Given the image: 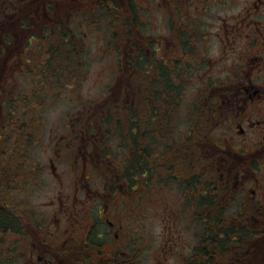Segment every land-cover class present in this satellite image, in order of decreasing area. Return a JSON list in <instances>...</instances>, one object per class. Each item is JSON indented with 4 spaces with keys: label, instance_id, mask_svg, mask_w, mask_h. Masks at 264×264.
<instances>
[{
    "label": "flooded vegetation",
    "instance_id": "1",
    "mask_svg": "<svg viewBox=\"0 0 264 264\" xmlns=\"http://www.w3.org/2000/svg\"><path fill=\"white\" fill-rule=\"evenodd\" d=\"M32 2L31 17H15L8 27L1 20L5 28L0 31V60L5 64L11 63V50L24 31L30 25L36 31L28 36L27 49L11 58L15 66L0 65V114L9 104L23 107L35 101L18 96L30 89L24 88L30 79L54 78V71L42 67L36 72L27 61L21 66L16 59L45 29L60 24L57 18L38 22L37 0ZM240 9L219 27L214 37L219 43L211 42L216 55L206 45L208 36L199 51L194 37L180 36L176 29L172 34L167 23L165 35L152 40L154 47L146 42L145 55L157 56L165 69L173 59L182 63L185 57L191 58L193 69L185 86L181 74H175L170 81L176 94L168 97L165 77L152 91L149 67L142 90L146 116L141 151L130 138L125 152L121 141L116 142L121 148L116 158L106 147L108 134L98 124L90 125L95 129L94 147L87 123L92 116L86 114V106L93 104H82L77 114L59 120L58 134L52 128L45 133L47 120L38 114L0 118V139L16 138L14 146H3L0 140V264H150L151 231L145 220L152 212L177 219L176 264H264V0H244ZM127 52L135 54L133 48ZM122 59L118 70L127 68L128 77L116 78L111 103L130 104L133 113L140 87L134 83L132 63L123 68ZM184 87L190 91L185 99L180 92ZM17 90L20 93L11 94ZM168 117L174 119L173 132H167ZM156 121L157 132L151 128ZM182 122L189 125L183 127ZM69 134L73 138L67 139ZM22 137L30 141L23 145ZM38 141L49 151L47 165L38 157ZM45 171L56 180L52 194L43 205L28 204L45 185ZM141 194L143 211L136 206ZM156 204L158 210L152 211ZM5 213L12 220L7 221ZM170 227L165 232L171 233ZM166 246L159 254L164 258Z\"/></svg>",
    "mask_w": 264,
    "mask_h": 264
},
{
    "label": "rangeland",
    "instance_id": "2",
    "mask_svg": "<svg viewBox=\"0 0 264 264\" xmlns=\"http://www.w3.org/2000/svg\"><path fill=\"white\" fill-rule=\"evenodd\" d=\"M101 1L103 0H53L51 4L52 6H54V9L50 10L52 12L48 10L43 11V19L47 18L49 21L54 18L55 20H57L56 18H58V20H60L61 22L60 25L64 30H70V25L67 21L68 18H74L76 21L74 29H77L78 35H76V38H73L72 46L75 51L85 48L86 50L84 53L80 54L79 57H76L75 62H72V64L69 66L70 71L72 70V68L76 67V76H73L72 74L71 76H69L68 74L64 76L66 78L64 81L67 84L70 83L71 79L72 85L74 87H77L76 90L72 93L71 89L73 87L69 90V86L61 87L60 85L53 83V79L50 77V75L36 77L32 82L31 79L29 81L27 79L28 84H26L24 88H30L29 90L23 91L21 95L18 94L20 93V90H17L16 92L13 91L11 92V94L14 95L17 93L18 96H21L26 100L34 98L35 101L31 103L27 101L26 103H24L23 107H27L25 111L23 110V107L18 106L17 113L16 109L12 107L11 104H9L1 111V120L6 118L7 121L17 115H22L24 116V118H28L30 116L38 114L39 116L45 117V120H47L44 126L46 129L45 133H47V131L52 128L54 133L58 134L57 125L59 120L67 119L68 115L72 117L73 114H77L76 110L78 108H81L80 105L82 104H101L102 102L100 101L106 98L108 92L112 91L113 89L115 90L116 78L124 77L125 79L126 76H128L127 68L125 70H118L120 61L118 51H122L124 47L130 45V40L127 41V38L129 37L128 32H130V35H137L135 38H133L136 44L143 45L145 40L141 42V37H143V39L148 38L149 41H152L162 33L163 35H165V30L163 27L164 24L167 23L166 20L177 19L175 13H172L173 9H179L180 13L185 16L189 14H195V12L192 11L196 9L191 4V0H131L132 3L135 4L134 11H132L131 14L128 10H126V12H128L123 19L125 23L122 25L121 21H116L113 23L114 19L116 18V12H114L112 9L107 8L104 5H101L99 9L100 3L98 4V2ZM115 1H118L120 4H125L126 0ZM243 1L244 0H211L210 2H214V4L210 6L205 5L207 3V0L200 1V4L203 3V5L201 6L204 10V13L200 17V19L203 20L202 28L206 30V33L209 36L206 45L209 47V52H212L211 54L216 55L217 49L213 47L211 42L215 41L216 45L219 43L217 38H214L219 30V27L222 25L223 21L226 22L229 19L235 18L239 15V13L242 11L240 7ZM83 2H85L88 6L86 10L87 14L85 15L87 22L82 20L80 22V15H78L77 13L79 12L77 10L82 7L80 5ZM108 2L110 1L108 0ZM226 2L228 3L226 4ZM59 3H63V7L59 8ZM235 3L239 4L235 6ZM161 8L165 10L162 11ZM69 9L74 11V13L72 12L73 14H71V16L68 15ZM39 10L40 8L38 6V12ZM41 14L38 13V22ZM182 17L184 16H180V18ZM195 19H198V17ZM31 20L32 24L35 23V19ZM40 20L42 21V19ZM48 21H44L43 25H48L50 28L51 25L48 24ZM230 22L231 21H229L228 23ZM127 24L130 25V27H127ZM72 25L74 24L72 23ZM52 29L56 30L55 25L52 27ZM32 30L36 31V27H31L30 25V27L24 31L25 33L23 34L20 43L19 41L15 43L18 44V46H14L15 49L12 48L11 50L12 53L9 55V60L11 63L7 62L5 64V61L0 60V65H6L8 68H10L12 64H14L11 58H13V55L17 52V50H21L23 47L26 48V40L31 34ZM110 30H118L120 32V35H124V38L120 37V40L113 38V34L110 32ZM125 34H128V37L125 36ZM172 34H174V32H172ZM50 36L51 34L48 33L45 39H43L46 44L51 40ZM82 39H84V44L82 42ZM44 45L41 44V41L32 42V45L28 47L26 54L22 55V58L18 56L16 57L17 62H22L21 66H24L23 62L27 61L33 68L36 67V72H39L40 68L44 66V63L41 62L43 58L46 57L45 48L43 47ZM152 47H154L153 43ZM173 65L174 63L172 62V64H170L169 66L171 67ZM76 82L78 85H76ZM11 83L12 82L10 81L8 85H11ZM142 88L143 87H141V90ZM6 90H8V88L5 89V91ZM141 92L142 91H140V93ZM183 93L184 97L185 95L187 97L190 91L187 90ZM1 98L2 96H0V99ZM43 102L44 105H42ZM105 107V103L101 107H94L96 110V115H98L100 112L101 115H104L105 109L106 111H108V107ZM115 107L116 105L112 104V109H114ZM173 107L174 106H172V108ZM86 109L89 111L91 109V105L86 106ZM93 109H91L89 113L87 112L86 114H90ZM134 112L139 113L140 108L136 107ZM52 120L55 121L50 122ZM186 125H189V122H182L183 127H185ZM92 129L95 132L94 127ZM173 129H175L174 123H172V125L170 126L169 132H173ZM94 132L92 133L94 134ZM156 132L153 134V137H157ZM68 138H73V135L69 134L67 139ZM9 140L13 141L14 143L16 142V138H14L12 135ZM22 140L24 141V138H22ZM92 140L94 141L93 145L95 147V134L94 137H92ZM26 141L30 140L26 138ZM44 142L46 143V139ZM44 142L41 143L38 141V143L36 144L37 147H35L38 148L37 152L41 163L47 165L49 151L43 149V146L45 144ZM116 142H120V140L118 138L111 137L107 142L106 147L110 148L115 153L116 158H119L121 148H117L115 146ZM153 146V153L156 155L158 148L156 147V144H153ZM3 152V150L0 151V164L3 163ZM115 162L118 164H122V162L117 160H115ZM43 179V183L45 185L40 187L38 189V192L34 196L30 197L28 204H37L38 206L43 205L44 201L52 194V190H54L55 188V178L49 175L47 171H45ZM155 197L158 200L157 194L155 195ZM170 199L171 198H169L168 200ZM137 200V209L143 211L145 209L143 195L141 194ZM157 205L158 204L150 209H152V211L158 210ZM145 221L149 224V228L151 231L149 257L150 264H156V262L162 264H176L175 258H178V245H176L174 239L175 228L178 227V223H176L177 219L159 218L155 213L152 212L151 215L146 214ZM142 223L143 220L141 219L138 223V226H141ZM165 227H170L172 232L170 233L169 230L165 232ZM138 232L140 235L141 231ZM164 233L166 234L164 235ZM170 238H172L173 240H170ZM164 243L167 244V250L165 254L166 258L159 255L161 253L160 250L164 247Z\"/></svg>",
    "mask_w": 264,
    "mask_h": 264
},
{
    "label": "trees",
    "instance_id": "3",
    "mask_svg": "<svg viewBox=\"0 0 264 264\" xmlns=\"http://www.w3.org/2000/svg\"><path fill=\"white\" fill-rule=\"evenodd\" d=\"M52 1L53 0H37V5L39 6L40 10L38 13H42L40 15V19L42 17L43 11L44 10H53L54 6H52ZM110 2H108V0H103L101 2H98V4L100 3L99 9L101 7V5L106 6L107 8L112 9L114 12H116V18L114 19L113 23L116 21H121L122 25L125 23V21L123 20L124 17L126 16L127 12L129 11V13L132 14V11H134V7L135 4L132 3L131 0H126L125 4H120L118 1L115 0H109ZM201 1V0H200ZM200 1L198 3L194 2L193 6L196 7V9H194L192 12H195V14H189L187 16L183 15L180 13L179 9H173L172 13H175V16H177V19L174 20H166L167 22V27L169 30H171L173 32V30L176 29V31L179 33V35L181 36H186V35H191L192 37H194L198 42V46H199V51H201L202 49H204V42L206 40V37L208 36V34L206 33V30H204V28H202V21L200 19V17L202 16V14L204 13V10L202 8L201 5H203V3L200 4ZM209 0H207V3L205 5L210 6L212 4H214V2H208ZM216 1V0H213ZM32 0H0V31H2L3 28H5V26H1V22L4 21L6 22V27H8L9 25H11V22L13 20V18L15 17H22L23 15L27 14V17H31L33 15L32 10H34V6L32 7ZM108 3V4H107ZM210 3V4H209ZM58 7L61 8L63 7V3H59ZM83 7V8H82ZM80 9H78L77 12L78 15H80V22L85 21L86 17L85 15L87 14V8L88 6L85 4L83 5ZM205 8V7H204ZM44 9V10H43ZM188 9V8H187ZM126 10H128L126 12ZM52 12V11H50ZM74 11L73 10H68V14H73ZM48 13V12H47ZM15 15V16H13ZM180 16H184L182 18H180ZM179 17V18H178ZM193 17V18H192ZM198 19H195L197 18ZM26 17L24 16L23 19H25ZM43 18V17H42ZM3 19V20H2ZM58 19V18H57ZM2 20V21H1ZM61 23V22H60ZM68 23L70 25V30H64L63 27L59 24L56 26V30L52 29H45V32L39 34V41H41V44L44 45L45 48V55L46 57L43 58L41 63H44L43 68L45 70H49V71H54V78L53 79V83L60 85L61 87H66L69 86V90L71 89V92L73 93L77 87H74L71 83V79H70V83L67 84L64 80L66 79L64 76L66 74H68L69 76H71V74L73 76H76V67L72 68V70L70 71V65L72 64V62H75L76 57H79L80 54L84 53L85 49L82 50H77L75 51L73 46H72V40L73 38H76L78 35L77 29L75 28V19L74 18H69L68 19ZM72 23L74 25H72ZM4 25V24H3ZM127 27H130V25H126ZM48 28V27H45ZM112 28V27H111ZM110 32L113 34V38L120 40V37L124 38V35H120V32L118 30H110ZM50 33L53 38L46 44L44 42L43 39H45L46 35ZM9 34V33H8ZM129 34V37H128ZM128 34H125V36H127V41L130 38H135L137 35L132 34L130 35V32H128ZM7 37V36H6ZM209 37V36H208ZM7 40V39H6ZM145 40V41H144ZM144 41L143 45H138L136 43H133L134 41L131 40L130 42V46H126L123 48L122 51H118L119 56H123V68L125 66V68L127 67L128 63H132L133 67L135 68L136 72L134 73L133 77H134V83L136 81V85H139L140 87V91L141 87H143V82H144V78L147 75V71H149V67L151 66L152 69L150 71V75H151V89L152 91H157L159 89L158 84L160 83V78L162 79L163 77L166 78L165 80V85H166V92L168 94V97H173L176 94L175 91V87L173 86L172 82L174 81L173 78L175 76V74L178 75V73L181 74L182 76V83L185 84L187 83V80L190 77V71L193 69V66L190 62L191 58H184V61H182V63L177 60V62L173 59V66H165L163 65V63L161 61H159L158 58L154 57L153 55H145V48L149 47L148 43H152V41H149L148 38H144L141 37V42ZM149 41V42H148ZM82 42L84 44V39H82ZM148 42V43H146ZM126 43V42H125ZM137 46H139V48H137ZM133 48V51L135 52V54L133 56H129L127 55V51L129 49ZM2 52V48H0V53ZM194 52L192 53V58H194ZM199 60L201 58H198ZM73 67V66H72ZM79 73V72H78ZM77 73V74H78ZM163 73V74H161ZM128 77V76H126ZM179 77V76H178ZM172 80V82L170 81ZM76 85L77 82H76ZM184 91H187L186 88L184 87L182 90H180L182 98L185 99L186 95L184 97ZM111 92H109V96L107 98V102L106 103V107H108V111H106L105 109V113L104 116H101V112L96 115V110L94 107H100L99 104L93 105L91 106V109H93V111L89 114L92 117L90 119H88L87 123H88V128L89 131L94 132V130L92 129V127H90V125L92 124V126H94V124H98L100 126H102V128L105 130V135L108 134L107 137L111 138V137H115L118 138L121 143H122V149L123 151H127V145H131L130 143V138L131 141L133 142V146L136 148L137 150H140L143 148L142 145H144V138L143 135L145 133V108L142 105L143 104V92L138 93V100L136 101L133 109V113H132V109H131V105L127 104L125 107H116L114 109H112V104L111 103ZM155 93V92H154ZM142 94V95H141ZM158 94V92H157ZM157 99V98H156ZM142 103V104H141ZM104 105V104H103ZM173 106V105H172ZM16 109V113H17V109L18 106H12ZM105 107V108H106ZM140 108V112H134L135 108ZM27 109V107H23V110L25 111ZM90 109V110H91ZM89 110V111H90ZM88 111V113H89ZM15 113V114H16ZM132 115H135L134 117H131ZM115 118V119H112ZM167 132H169V128L172 125V123H174V119L173 118H167ZM158 125L159 122L156 121L155 123H153V125H151V128L153 130H158ZM14 129V128H13ZM174 131V129H173ZM3 136V135H2ZM127 136H129V138H127ZM141 137V138H140ZM23 141V145L24 142L26 141L25 137ZM4 139V140H3ZM3 139H0L1 141H3V146H10V145H16V142L14 143L13 141H10V137L9 135H6L5 137H3ZM18 140V137H17ZM139 141H142V143H139ZM12 155V153L10 154V156ZM123 157V156H121ZM120 157V158H121ZM125 159V157H123ZM141 170H136V172H140ZM128 174V171L125 170L124 171V175L126 176ZM5 216L7 221L12 220L9 216V214L5 213Z\"/></svg>",
    "mask_w": 264,
    "mask_h": 264
}]
</instances>
